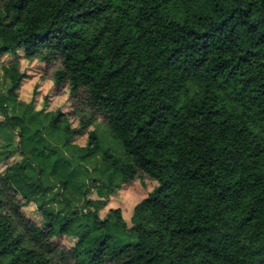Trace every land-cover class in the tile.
<instances>
[{"label": "trees", "instance_id": "1", "mask_svg": "<svg viewBox=\"0 0 264 264\" xmlns=\"http://www.w3.org/2000/svg\"><path fill=\"white\" fill-rule=\"evenodd\" d=\"M18 50L58 62L54 85L92 112L78 128L31 102L10 115L25 75L17 62L4 67L0 129L19 127L23 158L0 172V264H264V0H0V55ZM94 115L123 160L95 129L73 142ZM52 131L72 159L45 150ZM97 153L107 166L87 178L83 162ZM48 168L63 201L80 172L104 199L93 211L86 199L67 215L54 211ZM141 175L155 184L130 225L120 208L101 218L109 196ZM31 200L40 223L22 212ZM57 236L76 240L64 249Z\"/></svg>", "mask_w": 264, "mask_h": 264}, {"label": "rangeland", "instance_id": "2", "mask_svg": "<svg viewBox=\"0 0 264 264\" xmlns=\"http://www.w3.org/2000/svg\"><path fill=\"white\" fill-rule=\"evenodd\" d=\"M14 62L18 63L19 71L22 72L25 77L22 79L19 88L16 90V96L9 98L7 102L8 111L10 115H22L25 110V105L31 102L34 110L43 112H60L67 117V120L71 128H78L80 119L87 118L92 112L85 104L79 103L76 98H73L69 94L67 86H55L52 78L53 72L58 67V62H47L39 59L28 60L23 56L22 50H18L16 53H8L0 55V96H6L10 87L7 76L4 72V67H9ZM25 97L27 99H25ZM33 111H28L25 116V125L29 132H33L35 127L32 122L28 120V117L34 115ZM3 116L0 115V121L3 122ZM36 121H40L44 126L47 123L48 118L44 116V113H38L35 116ZM75 125V127L73 126ZM61 126V125H60ZM95 129L100 135L101 146L106 150L113 158L123 160V150L118 141L109 133L108 128L105 125L104 120L94 115L92 123L83 131L82 134L73 138V142L78 145H84L87 139V132ZM19 127L14 129L2 125L0 129V172H4L5 168L13 162L21 161L23 155L20 153ZM46 132V131H43ZM51 132V131H50ZM61 131H52L49 135L44 134L46 139L47 148L56 149L57 151L64 152L63 154L72 159L71 153L62 146V136L57 134ZM68 145L74 146L73 143ZM24 151L29 152L28 147H25ZM32 159L33 165L36 164L32 155H29ZM84 166L88 170L87 178H96L102 174V170L107 166V161L103 158L102 153L88 158L84 161ZM73 167H76L74 163ZM77 174V173H76ZM86 178V177H85ZM55 177L48 173H44L43 182L46 186L53 185L51 191L45 194L44 199L48 200L47 206L52 208L60 214H69L73 210L82 206V200L86 199L89 203V209L93 211L96 209V202L104 199L102 195L97 193V186L94 184L97 182H90L82 179L81 172L75 175L72 185L69 191H65L67 196L71 199L70 203L63 201L60 195L56 194L57 185H55ZM87 182V184H86ZM117 181H114L113 186ZM84 184V185H81ZM155 182L148 178L146 175H141L139 178L122 184L121 188L115 193L111 194L107 200L105 206L97 209L99 216L106 217L110 208H120L122 217L128 225H130V218L132 215L133 207L137 202L143 199L152 190ZM89 187L90 192L83 194L85 188ZM68 189V190H69ZM61 191V189H60ZM39 198V196H37ZM34 205V207H33ZM85 210L86 208H82ZM105 209H107L105 211ZM23 214L35 223H40L42 220L40 212L36 208L35 201H29L22 207ZM56 246L60 248H69L75 242V238L68 236H57L53 238Z\"/></svg>", "mask_w": 264, "mask_h": 264}, {"label": "clouds", "instance_id": "3", "mask_svg": "<svg viewBox=\"0 0 264 264\" xmlns=\"http://www.w3.org/2000/svg\"><path fill=\"white\" fill-rule=\"evenodd\" d=\"M25 99H27L26 97H25ZM74 127H75V125H73ZM151 189H149V191H150ZM33 207H34V205H33ZM107 209H105V211H106ZM101 218H103L102 216H101Z\"/></svg>", "mask_w": 264, "mask_h": 264}]
</instances>
